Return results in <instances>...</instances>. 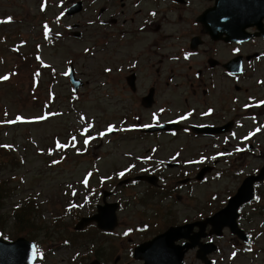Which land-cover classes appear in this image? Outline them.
Here are the masks:
<instances>
[{
  "label": "flooded vegetation",
  "instance_id": "af4514ba",
  "mask_svg": "<svg viewBox=\"0 0 264 264\" xmlns=\"http://www.w3.org/2000/svg\"><path fill=\"white\" fill-rule=\"evenodd\" d=\"M35 1L41 17L42 0ZM54 1L65 9L81 1L84 11L101 3L91 22L107 45L114 39L121 81L116 83L120 106L114 122L107 123L112 131L102 132L101 148L112 139L117 145L130 140L139 142L142 155L126 157L123 175L103 172L112 190L99 204L116 205L117 219L131 213L143 218L121 230L120 225L111 231L87 226L86 235H99L101 247L90 261L144 264L134 253L139 249L150 264H264V195L259 193L264 182L255 183L253 200L238 208L237 234L207 221L264 165V24L245 29L241 37L229 27L219 33L218 23L213 26L218 13L204 16L219 0ZM176 75L181 81L172 82ZM111 115L107 111L103 120ZM252 155L260 163L235 178L234 156L246 161ZM227 174L237 187L217 208L203 207L192 190ZM139 176L144 179H134ZM125 180L129 183L117 186ZM154 240L148 249L139 247Z\"/></svg>",
  "mask_w": 264,
  "mask_h": 264
},
{
  "label": "rangeland",
  "instance_id": "374dc122",
  "mask_svg": "<svg viewBox=\"0 0 264 264\" xmlns=\"http://www.w3.org/2000/svg\"><path fill=\"white\" fill-rule=\"evenodd\" d=\"M49 2L40 17L35 0H0V77H8L7 80L0 79V146L7 145V152L18 158V164L16 160L0 158V180L11 184L14 192L0 212V224L6 231H11L14 206L30 197L38 207L34 226L14 239H27L29 235V240L39 245L36 264H86L92 259L91 254L95 255V250L101 248L97 245L99 235L75 232V224L91 213L90 206L99 204L101 195L98 196V192L112 190L108 183L102 182L103 172L111 171L114 175L130 161L126 158L128 155L138 158L142 155H139V142L131 144L130 140L117 145L112 139L101 148L100 134L111 126L107 123L114 122L113 111L120 106L116 83L121 82L120 74L114 68L115 41L107 40V45L101 39L99 27L91 22L101 3L100 6H87L83 13L69 18L64 15L61 5L56 7L54 0ZM10 17L14 21H10ZM75 24L80 25L78 30L82 37L79 39L70 35ZM21 41L22 44L17 45ZM34 54L38 55V62ZM70 63L77 78L85 82L75 97L71 96L72 87L65 75ZM179 81L180 77H173L172 82ZM107 111L112 112L111 119L103 120L108 117ZM17 117L22 119L17 120ZM82 121L91 127H83ZM77 129L85 135L91 133L86 137L77 135L74 142L80 151L86 146L85 140L92 137L86 158L76 155L70 148L67 149L69 155L59 157L58 143L65 145L70 132ZM3 151L0 149V153ZM256 158L252 155L246 161H239L234 156L231 173L235 178H243L260 163ZM241 170L244 173H240ZM87 185L93 188L89 200L85 195ZM235 187L234 182L228 181L227 174L192 191L199 196L203 207L217 208ZM259 193L264 195V187ZM213 194L217 197L209 202ZM70 197L74 199L72 206L76 211L69 210ZM134 215H121L117 219V226H121L119 230L133 227L143 218ZM64 240L70 244L64 245ZM103 248L108 249L106 243ZM39 252L46 255L40 257ZM77 254L76 262L74 256Z\"/></svg>",
  "mask_w": 264,
  "mask_h": 264
},
{
  "label": "water",
  "instance_id": "95a60500",
  "mask_svg": "<svg viewBox=\"0 0 264 264\" xmlns=\"http://www.w3.org/2000/svg\"><path fill=\"white\" fill-rule=\"evenodd\" d=\"M219 3L220 5L218 8L210 9L204 14V16L206 14H211V11L215 14L218 13V17L216 15L218 22L215 21L213 26L215 27L218 23L219 33H227V29L229 27V29H234L235 37H241L244 34L245 28L256 24L260 25V20L264 17V0H219ZM81 10L82 4L78 2L67 10L66 15L72 16L78 14ZM73 28H77V25L73 26ZM212 32L215 34L216 29L213 28ZM70 35L74 38L80 37V34L75 32L71 33ZM68 76L70 83L74 88V92H77L83 84L81 80L75 78L72 65L69 67ZM137 179L141 180L144 178L138 177ZM263 180L264 166L258 175L246 178L237 190L236 194L229 200L226 207L207 221H211V223H218V231H221L223 227H228L232 233L237 234V210L244 203L253 200V184L257 181ZM105 197L106 193L104 194V198ZM115 209L116 205H108V208L105 206H98L96 214L88 218H81L76 224L75 230H82L93 222L96 223L99 230H113L116 226ZM159 238L161 239L162 236ZM155 242L156 240L151 243L140 245L139 247L141 249H148ZM34 249V244L22 237L17 238L13 242H7L0 238V264H34L36 257V249L35 255H33ZM139 253L140 250L136 249V257L144 259V264H150L146 258H141ZM152 262L159 264L154 260ZM90 264L99 263L94 261Z\"/></svg>",
  "mask_w": 264,
  "mask_h": 264
},
{
  "label": "trees",
  "instance_id": "16d2710c",
  "mask_svg": "<svg viewBox=\"0 0 264 264\" xmlns=\"http://www.w3.org/2000/svg\"><path fill=\"white\" fill-rule=\"evenodd\" d=\"M0 149L4 150L2 153H0V158H8L13 161L16 160L17 162L16 156L14 154H9L4 148L0 147ZM10 185L11 184L0 180V212L2 208L5 207L6 201L14 196L13 189L10 187ZM34 203L35 202L32 201L30 197H27L23 203L14 206V211L11 215V217L13 218V222L11 225L12 230L6 231L5 226H2L0 224V234L3 238L7 240H13L14 237H16L18 234L25 233L26 231H28V229L34 226V218L38 213V207ZM26 237L29 240L30 236L27 235Z\"/></svg>",
  "mask_w": 264,
  "mask_h": 264
},
{
  "label": "snow or ice",
  "instance_id": "6c2138e0",
  "mask_svg": "<svg viewBox=\"0 0 264 264\" xmlns=\"http://www.w3.org/2000/svg\"><path fill=\"white\" fill-rule=\"evenodd\" d=\"M9 19H11V18H9ZM45 34L47 36V31H46ZM65 75H68V73H65ZM0 79L7 80L8 77L7 76H4V77H0ZM261 104H264V101H262ZM21 119H22L21 117H17V120H21ZM38 119H44V117H39ZM15 122L16 121H8V123H15ZM89 127H91V126H89ZM85 131H87V129ZM108 131H112V129L109 128ZM257 131H259V129H257ZM101 135H103V133H101ZM73 139H75V138H73ZM89 139H92V137H89L88 139L85 140V145L88 144ZM245 139H247V137H245ZM57 146L58 147H66V145H60L59 143H58ZM56 163H58V162H56ZM89 175H91V174L89 173ZM120 175H123V173H121ZM84 183L87 184V177H85ZM33 255H35V249L33 250Z\"/></svg>",
  "mask_w": 264,
  "mask_h": 264
}]
</instances>
